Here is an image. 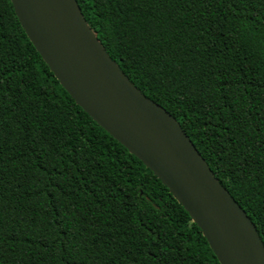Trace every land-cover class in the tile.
I'll return each instance as SVG.
<instances>
[{
  "label": "trees",
  "instance_id": "trees-1",
  "mask_svg": "<svg viewBox=\"0 0 264 264\" xmlns=\"http://www.w3.org/2000/svg\"><path fill=\"white\" fill-rule=\"evenodd\" d=\"M76 2L108 56L177 122L264 245V0ZM205 20L207 33L224 29L213 47L225 55L207 63L190 47ZM0 44V264H219L161 181L61 87L10 0H0Z\"/></svg>",
  "mask_w": 264,
  "mask_h": 264
},
{
  "label": "water",
  "instance_id": "water-1",
  "mask_svg": "<svg viewBox=\"0 0 264 264\" xmlns=\"http://www.w3.org/2000/svg\"><path fill=\"white\" fill-rule=\"evenodd\" d=\"M27 38L74 102L169 190L219 264H264L251 220L177 122L108 56L76 0H10Z\"/></svg>",
  "mask_w": 264,
  "mask_h": 264
},
{
  "label": "snow or ice",
  "instance_id": "snow-or-ice-1",
  "mask_svg": "<svg viewBox=\"0 0 264 264\" xmlns=\"http://www.w3.org/2000/svg\"><path fill=\"white\" fill-rule=\"evenodd\" d=\"M191 2L193 3L199 2L201 6H204V5L223 6L225 0H191ZM220 19L222 21L223 17H221ZM205 24L210 26L211 22L205 20L204 24H199L198 26H194L192 28V33H191L192 39L190 42V47L201 58L206 57L205 62L207 63L209 61H213L214 57L225 55L223 51H218L220 48L219 44H216V46L213 47V44L215 43V40L213 39V37H218L220 33L224 31V29L218 26L217 28H214L210 33H207V28H205L204 26ZM205 33H207V35ZM221 43H223V41H221ZM225 47H227V45H225ZM2 49H3V45L0 44V63L3 62ZM200 49H203V51H200ZM0 123H2V121H0ZM2 144H3V138L0 137V192H2L3 190L4 173L6 171L4 164H3ZM21 176H23L24 179L28 178L24 176V173H21ZM17 182H20V181L18 180ZM2 222H3V197L0 196V231H2ZM97 233H98L99 241L102 242L104 239H106V237L99 235V230H97ZM96 242H97L96 240L90 241V243H96Z\"/></svg>",
  "mask_w": 264,
  "mask_h": 264
}]
</instances>
